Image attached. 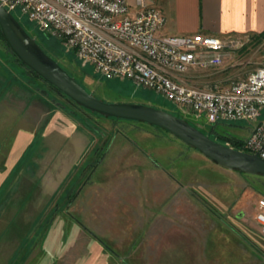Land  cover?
<instances>
[{
  "label": "rangeland",
  "instance_id": "374dc122",
  "mask_svg": "<svg viewBox=\"0 0 264 264\" xmlns=\"http://www.w3.org/2000/svg\"><path fill=\"white\" fill-rule=\"evenodd\" d=\"M13 14L98 98L162 108L205 133H250L247 121L212 127L161 93L96 73ZM263 44L251 36L196 85L247 76L264 64ZM261 200L264 176L222 167L163 128L73 104L0 40V264H264Z\"/></svg>",
  "mask_w": 264,
  "mask_h": 264
},
{
  "label": "built area",
  "instance_id": "2783aa9c",
  "mask_svg": "<svg viewBox=\"0 0 264 264\" xmlns=\"http://www.w3.org/2000/svg\"><path fill=\"white\" fill-rule=\"evenodd\" d=\"M59 38L83 65L110 79L163 94L206 122L251 123L243 150L264 159V64L226 86H197L250 36L161 33L164 13L152 0H0ZM264 56V44H263ZM264 229V200L256 215Z\"/></svg>",
  "mask_w": 264,
  "mask_h": 264
},
{
  "label": "water",
  "instance_id": "95a60500",
  "mask_svg": "<svg viewBox=\"0 0 264 264\" xmlns=\"http://www.w3.org/2000/svg\"><path fill=\"white\" fill-rule=\"evenodd\" d=\"M0 28L11 51L23 64L84 108L107 117L155 125L196 148L222 167L247 174L264 175L263 158L216 141L197 126L167 110L143 103L107 102L98 98L50 56L15 15L1 5ZM48 35L51 36V33Z\"/></svg>",
  "mask_w": 264,
  "mask_h": 264
},
{
  "label": "crops",
  "instance_id": "0c3cea01",
  "mask_svg": "<svg viewBox=\"0 0 264 264\" xmlns=\"http://www.w3.org/2000/svg\"><path fill=\"white\" fill-rule=\"evenodd\" d=\"M164 13L161 33L218 37L264 33V0H152Z\"/></svg>",
  "mask_w": 264,
  "mask_h": 264
},
{
  "label": "trees",
  "instance_id": "16d2710c",
  "mask_svg": "<svg viewBox=\"0 0 264 264\" xmlns=\"http://www.w3.org/2000/svg\"><path fill=\"white\" fill-rule=\"evenodd\" d=\"M46 35V38L49 40L51 39L49 36H48V33L45 34ZM264 35V33H262L260 36ZM259 36V35H258ZM0 40H2L5 45L10 49V47L8 46L3 34H2V31H1V28H0ZM47 40V41H48ZM45 50V49H44ZM11 51V49H10ZM46 51V50H45ZM15 55V54H14ZM16 56V55H15ZM17 57V56H16ZM18 59V58H17ZM19 60V59H18ZM20 61V60H19ZM21 62V61H20ZM22 63V62H21ZM23 64V63H22ZM27 69L28 71L31 73V75L39 80H42L44 81L47 85H49L53 90L57 91V92H60L62 93L58 88H56L55 86L49 84L46 80H44L41 76H39L37 73H35L32 69H30L29 67H27L25 64H23ZM78 81V80H77ZM79 82V81H78ZM64 94V93H62ZM65 95V94H64ZM71 100V99H70ZM73 104H76V105H79L77 104L76 102H74L73 100H71ZM81 108L87 110V111H90V112H95V111H92V110H89L87 108H84L83 106L79 105ZM97 113L98 115H101V116H104L103 114L101 113H98V112H95ZM109 118H113V117H109ZM113 119H117V118H113ZM212 127H213V124H212ZM204 132V131H203ZM208 134L211 138L215 139L216 141H219L221 143H224L226 145H230L232 147H235L237 149H240V150H243V146H242V139H239V138H236L234 136H229V135H223V134H215V133H206ZM243 173V172H242ZM261 176H264V175H261Z\"/></svg>",
  "mask_w": 264,
  "mask_h": 264
}]
</instances>
